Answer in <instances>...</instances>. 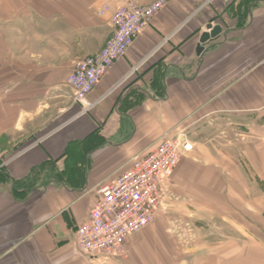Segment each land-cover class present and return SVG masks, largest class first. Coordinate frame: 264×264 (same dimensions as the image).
<instances>
[{
    "label": "crops",
    "instance_id": "0c3cea01",
    "mask_svg": "<svg viewBox=\"0 0 264 264\" xmlns=\"http://www.w3.org/2000/svg\"><path fill=\"white\" fill-rule=\"evenodd\" d=\"M121 1L0 0V264H110L75 241L95 189L180 133L194 151L173 173L167 211L126 243L124 264H264V238H244L259 230L249 190L264 167V0H169L78 104L67 80L106 45L104 12ZM209 24L223 32L198 56ZM179 195L196 222L167 217ZM186 224L205 230L202 248L173 259L170 237L183 245Z\"/></svg>",
    "mask_w": 264,
    "mask_h": 264
},
{
    "label": "built area",
    "instance_id": "2783aa9c",
    "mask_svg": "<svg viewBox=\"0 0 264 264\" xmlns=\"http://www.w3.org/2000/svg\"><path fill=\"white\" fill-rule=\"evenodd\" d=\"M168 1L139 5L134 0H122L111 15L104 12L113 29L111 37L100 52L77 61L67 80L76 103L89 99L98 83L127 54ZM193 151L194 145L184 133L175 138L165 137L153 149L132 157L114 180L98 184L96 204L75 233L77 249L108 259L120 256L132 236L151 226L158 214L167 210L173 173Z\"/></svg>",
    "mask_w": 264,
    "mask_h": 264
},
{
    "label": "rangeland",
    "instance_id": "374dc122",
    "mask_svg": "<svg viewBox=\"0 0 264 264\" xmlns=\"http://www.w3.org/2000/svg\"><path fill=\"white\" fill-rule=\"evenodd\" d=\"M214 153L218 154L217 151H214ZM244 167H245V169H248V170L251 169V167L250 168L249 167H246V166H244ZM260 171H261V173H260L261 174V178H260L259 183H254V185L251 186L250 187V190H249L250 192L251 191L254 192L256 190L257 191V195L259 194V196H260L259 210L257 209L259 211V214H257L255 212V210H254V212L256 213V215H254V218L256 219L254 221V223H255V225L258 226L259 230L257 228H254L253 230L252 229H245V237H244L245 239L247 237L249 238V237L252 236L251 235V232H255V234L258 233L260 239H263L264 238V177L262 175L264 173V167L263 166L260 167ZM254 195H256V192H254ZM190 199L191 198H189L188 196H185L184 197L182 195H179V200L177 201L176 204L174 203L175 204L173 206L174 208L172 209V211H170L168 213L167 217L172 218L173 220H177L178 222L181 221V220H185V219L191 221L192 223H193V221L196 222L195 216L192 213H190L188 211V209H187V205L190 203ZM243 206L245 208L244 222H245V224H248V222L250 223V221H251V217H250V212H251V198H249V197L244 198V205ZM254 206H256V205L254 204ZM161 213H164V212H161ZM161 213H159L158 216ZM158 216H157V218H158ZM257 216H258V218H257ZM206 220H209V219H206ZM155 222L153 224H155ZM211 222H213V223H219L220 222L219 217H218V213L217 214H212V216H211ZM191 224H190V226H188L186 224V227H185L186 228V231H184V237H185L184 239H186V241H184V244L183 245H180L178 242L175 243V241H173L174 239L172 240V238L170 237L171 245L169 247V249H170L169 254L173 257V259H175L174 258L175 255L178 256V254H180L181 252L183 254V251L185 252V254L188 255V254L193 253V250H196L198 248H202L198 244V240H197L196 237H198L197 234H199V237L201 239L199 241L201 242L202 241L201 234L204 233L205 230L201 228V230L198 232V230L196 231L194 229V227L191 226ZM167 240H168V238H167ZM185 254H183V255H185ZM126 257H127V250L124 247V250L122 251L121 256H120V259H122L121 262H119V261L117 262L116 259H110L113 262L111 261L109 263L110 264H124V260L126 259ZM126 261H128V260H126ZM174 264H180V263H174ZM185 264H198V262L191 263L189 261V262H187Z\"/></svg>",
    "mask_w": 264,
    "mask_h": 264
},
{
    "label": "water",
    "instance_id": "95a60500",
    "mask_svg": "<svg viewBox=\"0 0 264 264\" xmlns=\"http://www.w3.org/2000/svg\"><path fill=\"white\" fill-rule=\"evenodd\" d=\"M222 32L223 29L220 25L217 26H213L211 24L207 25V31L202 34L201 39L199 41L197 47V55L202 56L206 51L205 45L210 41L219 38Z\"/></svg>",
    "mask_w": 264,
    "mask_h": 264
}]
</instances>
